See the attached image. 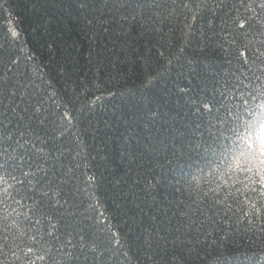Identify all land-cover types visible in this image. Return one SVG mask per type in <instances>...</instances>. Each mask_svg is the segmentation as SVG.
<instances>
[{
  "label": "trees",
  "instance_id": "1",
  "mask_svg": "<svg viewBox=\"0 0 264 264\" xmlns=\"http://www.w3.org/2000/svg\"><path fill=\"white\" fill-rule=\"evenodd\" d=\"M184 2L0 0L4 103L32 117L29 136L35 138L34 132L48 140L46 147L62 149L56 158L79 164L81 180L85 172L95 175L98 186L81 193L85 203L79 211L103 214L99 225L93 220L82 225L100 240L109 224L121 234L147 228L170 235L184 207L176 205L181 199L191 202L175 189H187L189 181L193 188L197 183L207 188L223 168L205 153L208 134L196 126L202 121L196 109L205 78L211 79V71L231 70L228 61L236 64V53L227 44V52L216 47L228 31H220L219 16L195 9L196 0L189 11ZM92 191L98 203L91 200L96 207L85 211ZM243 227L228 240L217 235L196 245L190 264H233L225 258L239 252L256 253L252 264H264V245Z\"/></svg>",
  "mask_w": 264,
  "mask_h": 264
},
{
  "label": "snow or ice",
  "instance_id": "2",
  "mask_svg": "<svg viewBox=\"0 0 264 264\" xmlns=\"http://www.w3.org/2000/svg\"><path fill=\"white\" fill-rule=\"evenodd\" d=\"M190 3L187 0L182 7L193 11ZM195 9L219 16L220 31H228L216 47L227 52L224 44L229 45L237 61H228L229 71L209 73L211 79L205 78L204 98L196 109L202 118L196 126L208 134L205 153L223 163L213 173L214 180L208 181L209 187L197 183L193 188L189 181L187 189H175L186 192L191 202L181 199L176 205L184 207L177 225L168 230L170 235L147 228L139 232L128 228L121 234L109 224L100 240L82 225L84 220L99 225L103 214L91 217L79 211L85 203L81 193L94 187L95 175L85 172L87 178L81 180L79 164L56 158L57 152L64 154L62 149L46 147L48 140L34 132L35 138L29 136L32 126L27 120L32 117L18 113V105L4 103L7 87L0 84V264H36V260L46 264H190L196 245L217 235L228 240L241 225L264 245V0H196ZM197 15L194 12L193 21ZM208 27H212L210 21ZM39 111L36 106L35 112ZM91 200L98 203L95 191L89 193L85 211L96 207ZM255 255L239 252L225 259L252 264Z\"/></svg>",
  "mask_w": 264,
  "mask_h": 264
}]
</instances>
